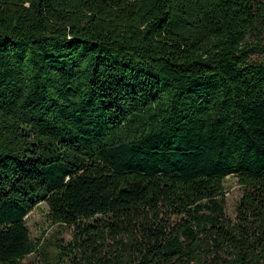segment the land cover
<instances>
[{"label":"trees","instance_id":"obj_1","mask_svg":"<svg viewBox=\"0 0 264 264\" xmlns=\"http://www.w3.org/2000/svg\"><path fill=\"white\" fill-rule=\"evenodd\" d=\"M41 203L42 264H264V0H0V264Z\"/></svg>","mask_w":264,"mask_h":264},{"label":"rangeland","instance_id":"obj_2","mask_svg":"<svg viewBox=\"0 0 264 264\" xmlns=\"http://www.w3.org/2000/svg\"><path fill=\"white\" fill-rule=\"evenodd\" d=\"M257 55H252L250 61L257 60ZM226 213L233 217L235 205L241 196V189L234 177L226 178L224 182ZM30 237L39 244V252L24 259L23 264H42L41 259L55 258L59 246H66L71 241V229L63 225H53L47 217V206L44 203L27 215L25 219Z\"/></svg>","mask_w":264,"mask_h":264}]
</instances>
